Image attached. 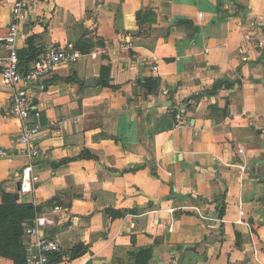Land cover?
<instances>
[{"label": "crops", "instance_id": "1", "mask_svg": "<svg viewBox=\"0 0 264 264\" xmlns=\"http://www.w3.org/2000/svg\"><path fill=\"white\" fill-rule=\"evenodd\" d=\"M14 2L0 0V35ZM31 3L23 72L52 46L82 54L28 87L42 131L31 162L13 156L20 124L0 74V205L17 196L54 222L50 264H135L142 249L146 264H264V0Z\"/></svg>", "mask_w": 264, "mask_h": 264}, {"label": "built area", "instance_id": "2", "mask_svg": "<svg viewBox=\"0 0 264 264\" xmlns=\"http://www.w3.org/2000/svg\"><path fill=\"white\" fill-rule=\"evenodd\" d=\"M31 4V0H15L11 23L6 28L5 33L0 35V45L6 52L5 57H0V74L3 83L10 87L12 91L7 114L20 124L16 151L13 156L29 162L40 155L35 143L42 136V131L35 122H31L33 121V109L28 96V87L34 81L50 74L55 67L75 64L82 57V54L71 45L52 46L41 53L26 72L22 71L17 52V42ZM262 54L264 55V50ZM162 95L168 96V92L163 91ZM0 156H5L2 150H0ZM31 172L32 167L30 164L22 170L20 183V193L22 195L30 194L33 191ZM53 223L44 215L37 216L24 223L23 243L27 250L26 264H50L51 257L60 253L59 242L47 237L44 233V229L49 225H53ZM32 249H35L34 253L31 251Z\"/></svg>", "mask_w": 264, "mask_h": 264}, {"label": "trees", "instance_id": "3", "mask_svg": "<svg viewBox=\"0 0 264 264\" xmlns=\"http://www.w3.org/2000/svg\"><path fill=\"white\" fill-rule=\"evenodd\" d=\"M79 49L82 51L84 50L81 49V47ZM20 59L21 56L19 57V62ZM20 66L22 71H24L21 62ZM100 77L101 85L104 87H110L108 77H105L103 74ZM231 83L232 82L230 81L218 82L213 86L210 92L205 94H214L220 89L228 87ZM144 86L148 88L149 93H156L155 86L153 84L149 85L144 83ZM33 105L34 102H32V106ZM17 200V196L3 194V203L0 205V257L10 259L13 264H26L22 232L24 223L31 220L32 218L33 208L28 205H18ZM143 257H146V260H141ZM149 257L150 249H142L135 256V264H146L147 258ZM50 260V262H52L53 258Z\"/></svg>", "mask_w": 264, "mask_h": 264}, {"label": "water", "instance_id": "4", "mask_svg": "<svg viewBox=\"0 0 264 264\" xmlns=\"http://www.w3.org/2000/svg\"><path fill=\"white\" fill-rule=\"evenodd\" d=\"M99 84H100V80L99 79L89 80L88 83H86L87 86H91V87H93L95 85H99ZM163 105L165 107H170L171 106V102H169V101L165 102V103H163ZM19 189H20V187H19Z\"/></svg>", "mask_w": 264, "mask_h": 264}]
</instances>
